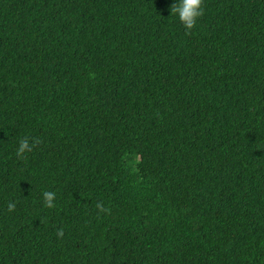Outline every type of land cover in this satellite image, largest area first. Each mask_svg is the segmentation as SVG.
I'll list each match as a JSON object with an SVG mask.
<instances>
[{
	"label": "trees",
	"instance_id": "1",
	"mask_svg": "<svg viewBox=\"0 0 264 264\" xmlns=\"http://www.w3.org/2000/svg\"><path fill=\"white\" fill-rule=\"evenodd\" d=\"M174 2L0 0V264H264V0Z\"/></svg>",
	"mask_w": 264,
	"mask_h": 264
},
{
	"label": "clouds",
	"instance_id": "2",
	"mask_svg": "<svg viewBox=\"0 0 264 264\" xmlns=\"http://www.w3.org/2000/svg\"><path fill=\"white\" fill-rule=\"evenodd\" d=\"M203 0H175L172 4L170 11L171 15L183 26L185 32H190L196 25L197 20L203 15ZM39 141H33L32 144L29 143L28 138H22L18 142L16 149V156L23 158L26 153H30L35 144ZM55 196L56 194L51 191H44L42 193L43 204L45 207L52 209L55 207ZM100 207V205H97ZM16 208V202H9L7 205V210L13 212ZM58 236H62L63 232L58 231Z\"/></svg>",
	"mask_w": 264,
	"mask_h": 264
}]
</instances>
